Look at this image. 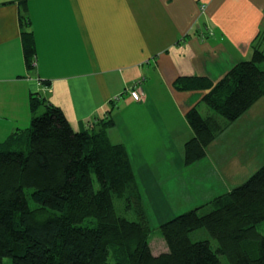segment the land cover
<instances>
[{"label": "trees", "instance_id": "16d2710c", "mask_svg": "<svg viewBox=\"0 0 264 264\" xmlns=\"http://www.w3.org/2000/svg\"><path fill=\"white\" fill-rule=\"evenodd\" d=\"M24 53L34 68L36 45L20 0ZM253 45L252 59L237 63L220 80L180 78L174 88L203 92L186 118L194 136L184 147L185 165L205 158L208 147L228 126L264 98V37ZM205 104L214 111L203 116ZM31 96L32 121L0 143V264H264V166L244 184L214 199V209L195 208L160 226L168 251L155 255L130 152L112 139V116L76 131L64 111ZM112 112L109 114L111 115ZM219 117L225 121L221 122ZM94 175L99 183L95 188ZM124 200L138 220L118 214ZM96 227L84 226L86 219ZM206 229L217 241L193 242Z\"/></svg>", "mask_w": 264, "mask_h": 264}, {"label": "crops", "instance_id": "0c3cea01", "mask_svg": "<svg viewBox=\"0 0 264 264\" xmlns=\"http://www.w3.org/2000/svg\"><path fill=\"white\" fill-rule=\"evenodd\" d=\"M27 15L36 45L32 70L20 0H0V143L30 127L37 94L42 111L60 107L76 131L112 116L116 143L151 182L146 168L171 166L180 149L184 158L194 136L186 112L203 92L177 91L176 81L220 80L250 59L264 32V0H27ZM141 88L136 99L131 90ZM158 187L153 182L149 191ZM150 246L155 255L168 251Z\"/></svg>", "mask_w": 264, "mask_h": 264}, {"label": "rangeland", "instance_id": "374dc122", "mask_svg": "<svg viewBox=\"0 0 264 264\" xmlns=\"http://www.w3.org/2000/svg\"><path fill=\"white\" fill-rule=\"evenodd\" d=\"M261 36L264 37V32ZM260 67L264 70V63ZM42 110L41 108L39 114L44 112ZM199 110L205 117L214 114V111L205 104H202ZM219 120L225 121L222 117H219ZM117 133L119 137L120 135L122 137L121 130H118ZM117 138V134L113 132V141L116 142ZM188 138L187 135L185 140ZM173 155L176 161L169 167H167L168 165L164 166V164L157 166L150 160L156 166L146 168L149 172L151 171L153 182L160 186L156 191H149L153 182L147 179L148 175L145 174V169L134 163L136 180L141 187L145 213L153 230L149 241L154 252H158L157 249L164 250L163 248L168 247L160 230L163 223L203 205L200 214L211 212L214 207L210 202L218 194H224V190L228 187L235 188L244 184L264 166V98L228 126L218 140L216 139L210 145L206 157L197 161L200 163L185 165L183 149L174 151ZM173 158L171 157L169 162ZM220 161L225 165L221 164ZM209 162L216 167L209 170ZM94 180L95 188L99 189L100 186L95 175ZM184 183L185 185H183ZM216 190L219 191L216 192ZM114 199L120 216L131 221L138 220L136 212L129 209L124 200L116 197ZM83 225L96 227L98 223L97 220L90 218L86 219ZM259 229L264 233V223ZM191 239L193 242L210 241L214 251L218 248L217 241L204 228L194 231L191 234ZM161 241L164 243L163 247H161ZM220 259L221 264H229L227 257L220 256Z\"/></svg>", "mask_w": 264, "mask_h": 264}, {"label": "built area", "instance_id": "2783aa9c", "mask_svg": "<svg viewBox=\"0 0 264 264\" xmlns=\"http://www.w3.org/2000/svg\"><path fill=\"white\" fill-rule=\"evenodd\" d=\"M205 6L202 7V10H205ZM139 85H142L141 83ZM131 94L133 95V97H135L136 99H140L142 96V88L139 90L133 89L131 90Z\"/></svg>", "mask_w": 264, "mask_h": 264}]
</instances>
